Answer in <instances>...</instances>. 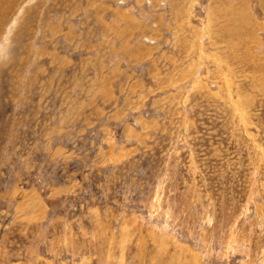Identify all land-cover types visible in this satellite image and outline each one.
<instances>
[{
	"label": "rangeland",
	"instance_id": "rangeland-1",
	"mask_svg": "<svg viewBox=\"0 0 264 264\" xmlns=\"http://www.w3.org/2000/svg\"><path fill=\"white\" fill-rule=\"evenodd\" d=\"M0 264H264V0H0Z\"/></svg>",
	"mask_w": 264,
	"mask_h": 264
}]
</instances>
